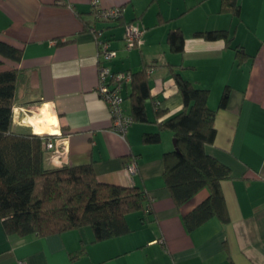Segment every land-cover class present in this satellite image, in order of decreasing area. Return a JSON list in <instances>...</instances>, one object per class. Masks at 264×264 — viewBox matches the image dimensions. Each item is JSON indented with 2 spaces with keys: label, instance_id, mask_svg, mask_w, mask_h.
<instances>
[{
  "label": "crops",
  "instance_id": "1",
  "mask_svg": "<svg viewBox=\"0 0 264 264\" xmlns=\"http://www.w3.org/2000/svg\"><path fill=\"white\" fill-rule=\"evenodd\" d=\"M99 3L102 8L123 6L122 21L95 22L89 0H0V41L21 50L20 61H5L0 71L15 68L24 74L14 118L40 105L34 115L45 114L44 135H60L63 154L51 162L45 151L47 167L91 164L100 183L144 190L150 207L126 215L128 234L100 242L87 227L43 237L8 235L0 220V264H264V0H238L239 16L221 11V0ZM128 22L142 31L130 51L123 41L122 24ZM171 31L183 37L181 53L167 41ZM212 31H226L231 42L195 35ZM96 38L116 51L104 63L112 73L147 66L148 123L132 122L123 138L111 130L108 108L95 92ZM235 48L246 54L242 61ZM173 71L210 92L216 135L205 150L231 173L220 184L226 224L212 218L187 231L183 216L207 198L208 190L175 206L162 176L163 154L173 149L172 133L162 131L158 144L142 143L144 133L157 132V122L182 109ZM225 89L227 99L219 107ZM130 91L131 79L121 93L126 115ZM27 118L13 121V128L29 129ZM132 161L133 174L127 170ZM79 249L82 254L71 260Z\"/></svg>",
  "mask_w": 264,
  "mask_h": 264
},
{
  "label": "trees",
  "instance_id": "2",
  "mask_svg": "<svg viewBox=\"0 0 264 264\" xmlns=\"http://www.w3.org/2000/svg\"><path fill=\"white\" fill-rule=\"evenodd\" d=\"M120 8L124 9L123 6ZM220 9L239 16L238 0H221ZM123 13L110 21H100L93 12L92 15L95 22L107 24L121 22ZM129 24L132 23L122 24L123 32ZM85 27L96 34L95 28L86 24ZM195 35L206 41L231 42L226 31ZM95 41L98 53L100 43L108 42L99 38ZM167 41L176 53L183 51V37L179 31L169 32ZM234 50L238 60L246 57L241 49ZM20 58V49L0 41V66L5 61L19 62ZM146 68L143 65L137 72L124 71L131 79V106L127 116L132 122L148 123L144 107L150 98ZM173 79L182 100V109L157 122V132L144 133L142 143L158 144L162 131L172 133L175 146L163 154L162 176L175 206L185 204L203 189L208 190L207 198L183 216L187 231L212 218L226 224L229 217L220 184L229 179L231 173L227 166L205 150L206 146L213 144L216 135L215 110L208 105L210 92L195 87L175 71ZM24 80V74L15 68L0 71V220L6 234L43 237L87 227L91 229L95 242L128 234L126 215L148 211L150 198L147 193L138 187L100 183L91 164L47 167L45 143L50 136L13 130L14 107ZM227 92V89L223 91L219 107L225 105ZM160 113L157 112L156 117ZM82 252L79 249L70 259H76Z\"/></svg>",
  "mask_w": 264,
  "mask_h": 264
},
{
  "label": "built area",
  "instance_id": "3",
  "mask_svg": "<svg viewBox=\"0 0 264 264\" xmlns=\"http://www.w3.org/2000/svg\"><path fill=\"white\" fill-rule=\"evenodd\" d=\"M89 1L95 18L100 21L114 20L124 12V9L120 8V6L113 8H102L99 3L100 0ZM141 34L142 31L137 25H127L124 31V49L129 51L136 44H138ZM115 57L116 51L110 48L108 42L100 43L98 53L99 63L97 66L98 81L95 92L108 108L111 120V130L123 138L128 126L132 123L131 118L125 115L123 111V97L121 95L123 87L127 82L130 81V76L126 72L112 73L110 69L104 65V63L110 62ZM14 111L16 113L17 110ZM51 136L52 135H50V137ZM52 137L54 139H47L45 143V151L50 152L49 159L51 162H59L58 157H60L63 152L59 150L58 144H60L62 141L59 138L60 135H53ZM127 170L131 174L136 172V165L134 161L127 165ZM19 264H26V262H19Z\"/></svg>",
  "mask_w": 264,
  "mask_h": 264
},
{
  "label": "bare ground",
  "instance_id": "4",
  "mask_svg": "<svg viewBox=\"0 0 264 264\" xmlns=\"http://www.w3.org/2000/svg\"><path fill=\"white\" fill-rule=\"evenodd\" d=\"M26 123L29 125V127H31L33 134H36V135L45 134V131L42 128L43 124L47 125V120H46V116L44 113L43 115H38V116H35V115L28 116Z\"/></svg>",
  "mask_w": 264,
  "mask_h": 264
},
{
  "label": "rangeland",
  "instance_id": "5",
  "mask_svg": "<svg viewBox=\"0 0 264 264\" xmlns=\"http://www.w3.org/2000/svg\"><path fill=\"white\" fill-rule=\"evenodd\" d=\"M38 107H40V105H37V106H35L34 108H31V107H27V108H25L24 111H25L26 116H25V114H22V113L24 112V111H23V112H21V114L18 116V118H25V117H28V116H32V115H34V113L37 111ZM18 118H17V117L14 118V121H17ZM21 122H24V121H21ZM13 130L17 131L18 128H17V127H14ZM25 131H31V133L33 134L32 130H31V127H30L29 129L25 130ZM56 135H59V134H56ZM172 140H173V138L171 139V145H172V147H173Z\"/></svg>",
  "mask_w": 264,
  "mask_h": 264
},
{
  "label": "water",
  "instance_id": "6",
  "mask_svg": "<svg viewBox=\"0 0 264 264\" xmlns=\"http://www.w3.org/2000/svg\"><path fill=\"white\" fill-rule=\"evenodd\" d=\"M172 143H173V146H175V140L174 139L172 140Z\"/></svg>",
  "mask_w": 264,
  "mask_h": 264
}]
</instances>
